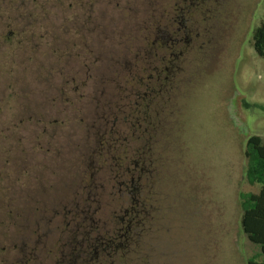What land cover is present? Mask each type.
Masks as SVG:
<instances>
[{"label":"rangeland","instance_id":"obj_1","mask_svg":"<svg viewBox=\"0 0 264 264\" xmlns=\"http://www.w3.org/2000/svg\"><path fill=\"white\" fill-rule=\"evenodd\" d=\"M127 4L108 0L94 9L107 21L120 19ZM189 10L175 23L189 37L147 106L148 135L133 127L136 82L127 79L135 49L154 38H0V250L7 239L20 244L42 209L45 222L55 209V223L77 225L82 253L123 223L133 197L141 211L131 238L109 250V261L95 258L91 245L87 264H246L259 249L240 219L241 194L260 189L247 180L244 153L249 137L264 138V58L252 40L264 0H201ZM60 21L48 28L69 25ZM32 25L35 34L44 30ZM122 53L130 70L121 81L107 64ZM112 129L126 144L107 159L100 141ZM140 152L150 173L123 197L110 159L130 167ZM70 202L75 220L62 209Z\"/></svg>","mask_w":264,"mask_h":264},{"label":"flooded vegetation","instance_id":"obj_2","mask_svg":"<svg viewBox=\"0 0 264 264\" xmlns=\"http://www.w3.org/2000/svg\"><path fill=\"white\" fill-rule=\"evenodd\" d=\"M106 1L108 0H21L18 3L19 0H0V38L11 39L13 37H28L29 35L30 37L43 38H154L153 43L135 49L133 74L126 81L136 82L135 92L141 93V90L146 86L151 92H155L158 87L163 86V82L167 81L166 72H170L180 55L177 52L178 47L189 37L186 27L175 28V23L178 22V19H183L186 14L189 15L190 6H193L195 1L200 2L201 0H165V4L162 0H148V8L143 0H128V4L122 7L123 18L121 17V20L106 18L107 21H105L97 16L98 12L94 8ZM66 6L69 7V15L63 10ZM124 13L128 15L127 20L124 19ZM56 20H62L60 22L69 25H65L62 30L61 27L55 31L50 30L52 28L48 27L52 22L56 23ZM134 22L135 26L132 27ZM21 23H24L25 27L19 29ZM34 23L39 28L44 26V30L40 29L41 32L35 34L36 30L32 28ZM159 23L162 24L160 31ZM179 24L183 25V23ZM88 51L90 55L94 53L92 49H88L87 53ZM121 55L123 56L119 57L118 62L107 65L111 66L113 72L117 73L122 81L126 79L123 77L130 70V67L126 68V60H123L125 53ZM113 57L115 58V54ZM93 62L91 57L87 66L93 65ZM143 93L145 96L147 95L145 91ZM145 100L146 97L143 98L142 102L135 100L134 103H131L129 101L130 105L134 104L135 108L138 109V112H133L136 113L134 118H139L141 114L139 110L146 106ZM138 167L139 165L136 164V176L133 177L131 185L134 193L139 191L136 182H139L142 177V171L140 172ZM134 199L137 201L136 197ZM72 204L70 202L68 206L66 205L62 209L66 211L64 212L66 218L69 215L71 220L72 218L75 220L77 212L72 209ZM138 206L140 207V204ZM47 212V209H42V212L39 213L40 216L36 218V223L31 222L24 227L20 244L17 241L14 244L10 241L11 239L5 241L0 250V264H77V259L80 257L83 259L82 262L87 264L92 261L91 251L87 249L92 247L95 251V258H98L99 253H101L102 258L107 256L106 259L109 261V250L120 245L122 240L124 241L126 232L132 235V226H128L126 230L124 222L118 223V226L112 228L111 232L107 231L106 236L98 237L96 243L91 244L92 247L90 245L82 253H78V240L74 234L77 225L72 226L70 223L62 226L63 223H55L54 220L59 215L55 209L54 215L50 213L48 222H45V218L42 216ZM138 213L140 215V210ZM33 214L31 213V215ZM12 227L13 225L10 224V227L6 228V232L10 236L12 235ZM89 230L86 231V236Z\"/></svg>","mask_w":264,"mask_h":264},{"label":"trees","instance_id":"obj_3","mask_svg":"<svg viewBox=\"0 0 264 264\" xmlns=\"http://www.w3.org/2000/svg\"><path fill=\"white\" fill-rule=\"evenodd\" d=\"M252 40L256 54L259 57L264 58V21L254 31ZM159 89H161V87H158L155 93L151 92L148 86H146V96L143 92H137L134 94V99L138 102H142L143 98L145 99L146 97V106L143 107L142 110H139L141 112L139 118H134L136 113H134L133 117V127L136 128V131H139L140 134L143 132V134L148 135L146 133L148 128L152 125V122L150 121L152 110L151 108H147V106H149L150 101L159 94ZM134 101L132 103H134ZM131 106H134V104H131ZM132 109L133 112H138V109L135 108V106L132 107ZM114 132V129H112V131L109 134H106V136L100 141V145L102 146L100 150L101 156H107V159L110 153L118 151L120 147L126 144L125 140L120 138L121 136L116 135ZM244 155L247 160L246 175L248 182L250 185L260 186L259 191L256 193L241 194V230L251 243L259 247L258 254L249 258L246 261V264H264V138L259 136L249 137ZM137 157L139 158V161L137 160L136 163L130 167L123 166L121 161H119L122 158H119L118 156L110 159L111 166L113 167V178L118 182V190L123 197L134 193L131 185L133 177L136 176V164L139 165L138 168L140 172L142 171V174L149 175L150 173V169L144 160L146 154L144 156L140 152L137 154ZM128 178H130L129 183L127 182ZM132 203V206L125 211V216L123 217V222L127 225L125 227L126 230L128 226H132L134 223L136 224L139 217L138 211L140 210V207L137 206L134 197L132 198ZM129 238H131V235L126 232L125 237L123 238L124 242L128 241ZM258 259H260V261H258Z\"/></svg>","mask_w":264,"mask_h":264},{"label":"crops","instance_id":"obj_4","mask_svg":"<svg viewBox=\"0 0 264 264\" xmlns=\"http://www.w3.org/2000/svg\"><path fill=\"white\" fill-rule=\"evenodd\" d=\"M254 248H255V252H254L251 256H249L248 259L251 258V257H253V256H256V255L258 254L259 249L256 248V247H254ZM248 259H247V260H248ZM258 261H260V259H258Z\"/></svg>","mask_w":264,"mask_h":264}]
</instances>
